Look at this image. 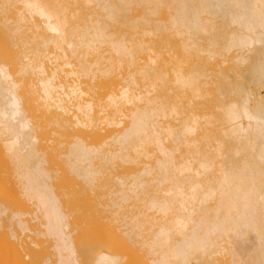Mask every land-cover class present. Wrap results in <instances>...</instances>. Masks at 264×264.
Masks as SVG:
<instances>
[{
  "label": "bare ground",
  "instance_id": "1",
  "mask_svg": "<svg viewBox=\"0 0 264 264\" xmlns=\"http://www.w3.org/2000/svg\"><path fill=\"white\" fill-rule=\"evenodd\" d=\"M0 41V144L31 209L12 216L21 248L45 243L52 264L126 257L99 250L110 226L78 251L82 211L37 146L36 101L47 128L98 131L58 159L132 264H264V0H0Z\"/></svg>",
  "mask_w": 264,
  "mask_h": 264
},
{
  "label": "rangeland",
  "instance_id": "2",
  "mask_svg": "<svg viewBox=\"0 0 264 264\" xmlns=\"http://www.w3.org/2000/svg\"><path fill=\"white\" fill-rule=\"evenodd\" d=\"M3 56H5V55H3ZM3 58H5V57H3ZM38 104H39V102H36V101H30L29 102V107L31 109L30 114L33 115L36 118V121L38 120L43 125L42 128H41L43 131L40 132L41 131V129H40V131L38 130L39 133L38 132L36 133L38 135L37 137L39 139L38 140L39 144L37 146L39 147V150H42V152H43V153L41 152L42 154H44V153L47 154V155L44 154V157L47 156L46 157L47 159L45 158L46 159L45 161L47 162L46 166L48 168H51V169L55 170V172H56L55 175L57 176V178L53 181L54 182L53 184H55L56 189L59 190L58 192L62 193V196L64 198L63 200L66 202L65 204L68 205V207H67L68 211L71 212V213L72 212L73 213L76 212L75 215L71 214V215H73V216H71L73 219L71 218L72 220H70V224H73V226L76 225L77 227H75V228L78 229L81 226V225L79 226L80 220H78V219L82 218L81 219V223H84V224L81 227H84V229L78 230V232H77V230L75 231L74 227L71 228L75 232H77V233H74L77 236V238H76V236L74 235V239L76 238L78 242L77 241H74V242L77 245L78 251H80L81 248L83 249V247H84V241H86V245H85L84 248H86V246L89 245L87 239L89 238L90 235L92 236V233H96L98 231V233L100 234V232L102 230L105 231V229L107 230V228H109V226H110L111 229H110V231L109 230L108 231L111 232V234L114 232L113 231L114 229L116 230V232H114L113 235H112V236H114V234H117L118 232H120L119 229H118L119 225H118V223H115L113 219H111V220H113L112 222L107 221L108 219L106 220L105 218H104V220L103 219L99 220L100 219L99 217L102 218L103 216L101 214H99L98 212H100L99 210H101L104 207L102 205H100L102 207L101 208L99 206V204H98L99 202L97 203L98 204L97 208L94 207L95 203L97 201V199L95 197L96 194L94 193L91 196V194H90L91 191H89V189H87V188H86L87 190L84 189V186H82L83 184H80L81 183L80 181H78V180L76 181V179L71 176V174L67 170V167L64 166L65 164H62L61 160L58 159L61 155L59 154L60 156L58 157L57 152L58 151H62V152L64 151V148H62V146H59V145H62V142L63 143L66 142L65 146L68 145V142H70V139L72 138V136L74 134H77V135L78 134H82V135H85V137H88L90 135V132H92L90 136H93L91 138H94V140H95V138H96L95 135L97 134L98 131L97 132H96V130L93 131L94 128L93 129L91 128L92 131L91 130L89 131V129L86 130L85 128H83L84 129L83 130L81 126L79 128L82 131L80 129H77L78 128L77 126H76V128L74 127L75 129L73 128V126L71 127V129L69 127L68 128L69 131H65V132H63L61 129L59 130L55 126H53V127L49 126L50 128H47L46 121H47L49 112H46L44 108H40V110H38L37 109ZM43 127H44V129H43ZM54 127H55V133H57L56 132V128L58 129L57 130L58 134H55L53 132L54 131V129H53ZM71 130H73L74 133ZM79 131H81V132H79ZM102 131H104V129ZM102 131L100 129V131H99L100 134H102ZM105 131H106V129H105ZM105 131H104L103 134L105 135V133H106V135H107L108 131H106V132ZM68 134H71L70 137H69ZM103 134H102V136H103ZM91 138L90 139L86 138V139H88V141L91 142L93 140ZM49 141L51 143H49ZM45 142L50 144V146H49L50 148L47 147ZM51 144H53V145H51ZM51 146H53V148H51ZM4 152L5 151H4V149L2 148V145H1L0 146V211L3 210L4 212H0V264H52L51 262L46 261L47 257H45V255L47 256L48 245H46L45 243L44 244L40 243V245L37 248L38 250L35 251L34 247L33 246L31 247L30 245H28L29 243L27 242V247H25L26 245L24 243H22L25 246L22 245L23 248H21V246H19L15 242L16 239L12 236V231H13L12 229H13V224H14V220L12 218L13 213L15 211H18V210L25 212L26 210L28 211V209L29 210H31V209L29 208L28 204L23 200V198L18 194V189L15 186L16 185L15 178H14L15 176H14V174H12L13 171L11 170L12 166H11L10 162H8L9 161L8 158H6V156L4 155L5 154ZM124 169L123 168L121 170L119 169V171H125ZM78 182H79V184H78ZM84 191H87V192L89 191L90 193L89 192L85 193ZM96 193H98V192H96ZM102 193H103V191H102ZM92 197L93 198L95 197L96 201H95V199L92 200L93 199ZM93 201H95V203ZM102 201H104V200H102ZM90 203H91V205H90ZM92 205H94V206H92ZM77 208H79V211H82V212H80L81 216H78L80 213L78 214V211H77L78 209ZM93 208L98 209V212L95 211L96 213H98L97 217H96V213L94 212L95 209L93 210V212H91V210ZM75 209H77V210L74 212ZM105 211H103L102 214H105ZM83 212L85 214L87 212L88 213H90V212L94 213V214H92V216H89V214H87L88 216H86V218H85V219H87V217H89V218L91 217L92 218V217L95 216L94 217V221L91 222V223H89V220L91 218L87 219L88 224H89L88 226L86 224L87 221L85 219H84L85 222L83 221V218L85 217L84 216L85 214ZM107 214H108V212L106 213V215ZM109 215L111 216L110 212H109ZM26 219H28V217ZM95 219L98 220V221L95 222ZM92 220H93V218H92ZM92 220H90V221H92ZM71 221L73 223H71ZM31 223L32 222L30 221V224ZM31 225H32L31 227H33V223ZM114 225H116V228H115ZM112 226L114 227L113 229H112ZM117 229H118V232H117ZM82 230H84V231H82ZM99 230H101V231L99 232ZM83 234H84L85 237H82ZM94 236H96V234H94ZM112 236H110V238H111L110 240H113V242L111 241L112 244H110L109 241H106V245L104 244V246H100L99 250L100 249L104 250V248H108V247L111 248V249H115L117 247H119V248L121 247L119 249V251H117V252H119V253L122 252L123 255L125 254L124 255V256H126L125 258H128V259H125L123 257L122 264L123 263L130 264L131 258L135 259L134 258L135 255L131 254L132 253L131 250L126 249V247L129 246V244L126 243L127 246L124 245L125 247L122 246L120 243L117 244V243H115L114 240H116L115 238L118 239V237H112ZM32 238H33V235L30 236L29 240L31 241ZM77 243H79V244H77ZM108 243L111 246H108ZM113 244H115L116 246L118 245V246L116 247ZM25 248H27L30 251L29 252H28V250L25 251ZM117 249H115V250H117ZM26 253L28 254L27 256H26ZM84 261H85V258H84ZM131 264H132V262H131Z\"/></svg>",
  "mask_w": 264,
  "mask_h": 264
}]
</instances>
